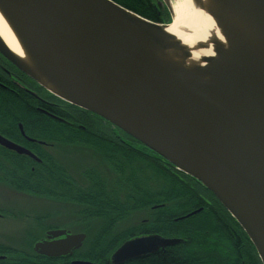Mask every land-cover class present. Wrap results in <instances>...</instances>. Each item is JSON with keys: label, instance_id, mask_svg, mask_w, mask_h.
Returning a JSON list of instances; mask_svg holds the SVG:
<instances>
[{"label": "water", "instance_id": "obj_1", "mask_svg": "<svg viewBox=\"0 0 264 264\" xmlns=\"http://www.w3.org/2000/svg\"><path fill=\"white\" fill-rule=\"evenodd\" d=\"M213 1L219 10L199 0L192 3L212 18L226 45L214 42V57L204 58L191 78L153 52L173 50L188 57L164 33L171 22L148 21L110 0H0L37 65L18 58L1 38L0 54L53 97L100 117L201 184L264 264V71L249 62L227 15L246 16L240 1ZM250 2L264 25V0ZM158 6L172 21L170 0H160ZM0 147L40 162L2 136ZM62 235L47 234L51 239ZM84 238L77 234L37 243L34 251L45 257L67 255ZM181 242L159 235L135 237L118 247L109 262L124 264Z\"/></svg>", "mask_w": 264, "mask_h": 264}, {"label": "trees", "instance_id": "obj_2", "mask_svg": "<svg viewBox=\"0 0 264 264\" xmlns=\"http://www.w3.org/2000/svg\"><path fill=\"white\" fill-rule=\"evenodd\" d=\"M110 1L148 21L171 22L167 10L158 6L160 0ZM11 107H15L11 99H0L2 135L10 136L4 127L21 123L26 135L62 148L43 150L35 146L40 164L0 148V176L9 173L4 163H11L14 173L23 176L13 181L16 189L33 192L48 202L77 207L76 224L92 239L84 243L77 259L104 264L125 241L159 235L182 242L136 264H261L245 233L201 184L129 136L117 139L110 132L98 133L94 126L100 125L90 126L80 120L69 126L28 108L26 119L13 117L9 115ZM78 124L86 128H76ZM37 127L44 130L33 129ZM73 147H77L75 152L89 156L75 173L69 163L61 161L63 149ZM56 151L61 152L60 157ZM0 183L5 184L1 179ZM136 214H145V218L118 232L121 224ZM11 263L23 261L15 252Z\"/></svg>", "mask_w": 264, "mask_h": 264}, {"label": "flooded vegetation", "instance_id": "obj_3", "mask_svg": "<svg viewBox=\"0 0 264 264\" xmlns=\"http://www.w3.org/2000/svg\"><path fill=\"white\" fill-rule=\"evenodd\" d=\"M0 99H5L8 102L9 99H11V101L15 104V107H11V110L9 111V115L13 117L22 116V118H25L29 112L28 109H31L32 112L33 111L38 112L40 114H43L54 120L60 121L69 126L75 124L77 120H80L79 121L80 123L82 122L90 126L100 125V127L94 126L95 128H97L96 132L98 133L110 132L117 139L123 138L124 136L123 132L116 129L115 127H113L112 125L101 119L100 117L81 109L68 107L66 105L57 102L56 100H53L52 98L49 97L48 93L41 86H39L36 82L31 80L25 74H23L9 61H7L1 54H0ZM58 116L66 117V118L63 119V118H59ZM76 128L84 130L86 127L81 124H78L76 125ZM4 129L6 133L9 134L11 137L10 136L5 137L1 133L0 136L16 144L17 146H20L28 150L38 160L40 159L37 156L36 150L34 148L35 146H39L43 150H52V149L58 150L62 148L58 143L46 144L43 141H40L36 138L26 135L21 123H18L16 127H11V128L4 127ZM33 129L40 131L44 130L43 128H39V127ZM0 148L6 150L2 147ZM73 148H77V147H73ZM8 152L15 154L12 151H8ZM60 153L61 152L56 151V156L60 157ZM28 159H30L35 164H40L41 162V161L40 162L34 161L31 158ZM4 164L6 168L9 170V173L0 176V179L5 182V184L0 183L1 225H3L2 222L4 223L5 226L7 225L6 222L8 221L18 222L17 219H19L23 227L21 226L20 228L15 230L19 232L18 238L20 239V244H25L27 246L31 245V248L29 247L30 249L28 251H17L12 247L8 246L9 243L7 241L9 239L7 236H9L14 226L10 227L9 229L8 226H6L7 229H0L3 230L2 233L0 234V247L2 248V250H0V264H12L11 261L13 259L15 252L21 257L23 264H72L73 262L83 261L77 259V256L80 252L84 250V243H86V241H91L92 239H88L85 233L81 231H76L77 227L81 229V227L77 226L76 224L77 216L75 210L77 209V207H75L74 205H70L71 207L73 206L72 208L74 210L73 211L69 210V212L67 211L60 212L57 211L56 209L55 211L48 212L47 209L44 210L45 209L44 207L42 208L35 206L32 207L26 206L18 209H13L11 205L12 201L10 200L12 196L24 197V198H36L37 200H40V198L39 195L33 192H27L23 189H16L13 185V181L22 180L23 176L16 172H15L16 174L14 173V171L16 170H14L11 163L5 162ZM33 170L34 169L31 167V171ZM2 176L4 177L2 178ZM73 177L75 178V175H73ZM18 213H21V215ZM9 218H13V219H9ZM14 225H16V223ZM89 225L90 227H92V223H90ZM8 231L10 232L7 233ZM57 231L64 232V235L54 239H51L47 236L48 233L57 232ZM77 234H83L85 238L79 248L73 249L67 255L58 256V257H45L34 251V246L37 243H43V242L52 243V242L64 240L67 236H72ZM174 246H169L164 249H160L157 253L159 252L165 253L167 248H171ZM110 256L104 264H110L109 262ZM144 258L131 260L124 264H136L135 262L142 260Z\"/></svg>", "mask_w": 264, "mask_h": 264}, {"label": "bare ground", "instance_id": "obj_4", "mask_svg": "<svg viewBox=\"0 0 264 264\" xmlns=\"http://www.w3.org/2000/svg\"><path fill=\"white\" fill-rule=\"evenodd\" d=\"M204 7L219 10L213 0H199ZM246 16L227 14L240 35V44L244 54L249 55V62L264 71V25L250 0H239ZM172 21L165 29V34L175 39L188 54L187 58L180 56L173 50H153L154 54L166 65L174 67L184 73L186 78L194 76L193 71L203 65L204 58L214 57L213 43L226 45L223 35L212 18L204 11L197 10L192 0H170ZM248 16V17H247ZM130 17V16H129ZM0 38L6 46L21 60L36 67L37 62L30 53L28 46L16 25L10 20L0 7ZM208 46L202 48V44ZM258 64V65H256ZM48 87H54L50 79L45 78ZM209 98L224 105L218 97L208 95Z\"/></svg>", "mask_w": 264, "mask_h": 264}, {"label": "rangeland", "instance_id": "obj_5", "mask_svg": "<svg viewBox=\"0 0 264 264\" xmlns=\"http://www.w3.org/2000/svg\"><path fill=\"white\" fill-rule=\"evenodd\" d=\"M61 158H63V160H61L62 163L63 164L69 163L71 170L75 173V171L77 172L82 167V165H85V163H87L86 161L89 159V156H87L86 154L80 153V152H75V148L74 149L68 148V149H63V154L61 155ZM10 200L12 201L11 205L13 209H18V208H22L26 206L27 207L35 206V207H42V208L44 207L45 208L44 210L47 209L48 212L55 211V209L60 212L62 211L69 212V210H72V211L74 210L72 208L73 206L71 207L70 205H63V204L48 202L43 199L37 200L36 198H24V197L12 196ZM18 214L21 215V213H18ZM144 218H145V214H136V215L131 216L128 220H126L125 222H123V224H121V227L118 229V232H122L128 227L138 224ZM9 219H13V218H9ZM17 221L18 222H15V221L6 222L7 224L6 226H8V229L14 226L9 236H7L9 239L7 241L9 243L8 246L12 247L13 249L17 251H28L31 248V245L27 246L25 244H20V239L18 238L19 232H17V230L15 229H18L21 226L23 227V225L19 219H17ZM15 223L16 225H14ZM2 224L3 225H1V221H0V229H7L3 222ZM2 231L3 230H0V234L2 233ZM76 231H80V229L77 227ZM9 232L10 231H8L7 233Z\"/></svg>", "mask_w": 264, "mask_h": 264}]
</instances>
